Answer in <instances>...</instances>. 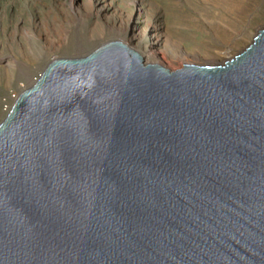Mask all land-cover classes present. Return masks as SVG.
Instances as JSON below:
<instances>
[{
	"label": "water",
	"instance_id": "water-1",
	"mask_svg": "<svg viewBox=\"0 0 264 264\" xmlns=\"http://www.w3.org/2000/svg\"><path fill=\"white\" fill-rule=\"evenodd\" d=\"M0 264H264V28L215 65L47 62L0 120Z\"/></svg>",
	"mask_w": 264,
	"mask_h": 264
},
{
	"label": "rangeland",
	"instance_id": "rangeland-1",
	"mask_svg": "<svg viewBox=\"0 0 264 264\" xmlns=\"http://www.w3.org/2000/svg\"><path fill=\"white\" fill-rule=\"evenodd\" d=\"M264 28V0H0V120L53 58L107 41L160 65L221 64Z\"/></svg>",
	"mask_w": 264,
	"mask_h": 264
},
{
	"label": "bare ground",
	"instance_id": "bare-ground-1",
	"mask_svg": "<svg viewBox=\"0 0 264 264\" xmlns=\"http://www.w3.org/2000/svg\"><path fill=\"white\" fill-rule=\"evenodd\" d=\"M116 41H119V40H116ZM127 46L130 47L129 45H127ZM130 48L133 49L134 51H136L141 56V58L143 60V64H146V63L159 64V62L156 60L159 57V54L155 50H153V49H151V50L143 49L142 51H137L136 49H134L132 47H130Z\"/></svg>",
	"mask_w": 264,
	"mask_h": 264
}]
</instances>
